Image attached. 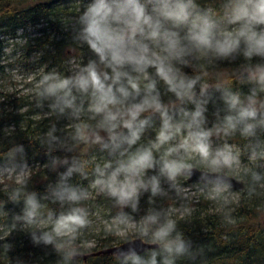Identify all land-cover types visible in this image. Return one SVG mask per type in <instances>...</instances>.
<instances>
[{
	"label": "trees",
	"instance_id": "trees-1",
	"mask_svg": "<svg viewBox=\"0 0 264 264\" xmlns=\"http://www.w3.org/2000/svg\"><path fill=\"white\" fill-rule=\"evenodd\" d=\"M92 2L0 0V51L11 42L21 55L8 67L22 73L23 63L33 58L27 70L36 74L37 84L26 97L0 84V167L12 170L0 183V264H137L136 258L139 264H264V170L236 174L244 188L236 191L239 196L235 201L201 194L198 202L181 214L168 213L165 199L153 190V180L158 181L165 163H175L173 177L188 185L180 174L182 168L233 177L229 167L212 159L219 146L233 150V156L236 150L243 160L264 155V56H246L243 40L227 56L197 50L183 39L187 29H176L187 52L181 60H173L172 67L177 80H195L191 98L178 97L156 75V69L149 67L138 77L141 95L146 85L155 81L153 95L159 93L163 110L170 117L172 138L153 147L164 118L160 111L148 109L139 117L146 121L139 139L130 145L129 130L119 126L110 135L102 126V116L90 110L87 95L73 90L75 100L69 107L63 99L43 92L41 81L46 75L73 77L66 65L72 56L77 74L92 60L99 65V57L82 39L81 17ZM193 3L194 15L211 17L228 13L230 0ZM261 29L264 25L256 28ZM29 30L37 34L28 38ZM21 39L24 44L19 43ZM99 68L111 74V69ZM125 70L133 77L138 75ZM231 96L239 100L234 108L228 102ZM243 110L255 115L241 118ZM197 111L199 116H195ZM228 117L233 118L231 124ZM201 132L206 134L207 157L195 149L194 134ZM146 148L152 151L153 163L138 176L143 186L133 199L117 206V213L137 223L132 235H95L85 226L56 231L61 216L77 209L83 216L97 202L106 201L104 192L93 198L90 187L103 179L108 167L117 169L130 155ZM22 169L28 170V177L17 180L14 176ZM195 185L201 189L216 186ZM72 192L78 199H69ZM29 197L38 205L31 219L26 215ZM169 223V234L158 239L156 233ZM46 236L50 242L45 241ZM135 238L158 247L123 259L95 255ZM90 240L93 245L86 246ZM82 255L89 256L83 259Z\"/></svg>",
	"mask_w": 264,
	"mask_h": 264
},
{
	"label": "clouds",
	"instance_id": "clouds-1",
	"mask_svg": "<svg viewBox=\"0 0 264 264\" xmlns=\"http://www.w3.org/2000/svg\"><path fill=\"white\" fill-rule=\"evenodd\" d=\"M195 8L193 0H157L151 12L146 10L140 0H93L81 17L82 39L99 57V65L111 69V74L102 71L97 61L92 60L71 78L61 79L56 75H46L41 81L44 94L63 99L69 107L75 100L73 90L87 95L90 110L102 116V126L110 135L119 126L129 130L127 142L130 145L139 139L140 130L146 123L139 120L141 113L148 109L160 111L164 118L163 126L157 142L153 145L159 147L172 138L173 125L163 110L159 93L153 95L155 81L146 85L141 95L138 77L145 74L149 67H154L156 75L169 85L170 91L175 92L178 97L191 98L195 80H177L172 67V61L181 60L187 52L176 29L186 28L187 33L183 39L197 50L227 56L243 40L246 56H264V29L256 30L258 25H264V0H230L228 23L240 25L234 32H217L216 24L206 15H194ZM145 41H150L151 44ZM125 69H131V72L138 75L133 77ZM261 78L264 79V76ZM228 102L234 108L239 100L238 97L231 96ZM199 114L197 111L195 116ZM254 115V111L248 110L240 113L241 118ZM232 119L227 118L230 124ZM205 137L206 134L202 132L194 134L195 149L207 157L208 147L203 142ZM229 162V157L224 156V163ZM152 163L151 149L137 150L126 162H121L106 180L101 179L96 183L106 188L121 203H125L136 196L138 187L143 186L136 177L151 167ZM164 169L172 175L177 171V165L165 163ZM121 173L124 174L123 180L118 179ZM155 183L153 180L154 191ZM69 199L76 200L78 197L72 192ZM27 205L29 210L26 215L31 219L38 205L32 197L28 198ZM79 211L73 210L72 213L61 216L56 223V231L69 226L84 227L87 221ZM149 219L154 221L155 217ZM171 228L172 224L169 223L156 233V237L163 239ZM50 240V237H45L46 242ZM136 261L139 264L138 258Z\"/></svg>",
	"mask_w": 264,
	"mask_h": 264
},
{
	"label": "rangeland",
	"instance_id": "rangeland-1",
	"mask_svg": "<svg viewBox=\"0 0 264 264\" xmlns=\"http://www.w3.org/2000/svg\"><path fill=\"white\" fill-rule=\"evenodd\" d=\"M140 2L145 5L146 10L149 12L152 11L153 6L157 3L156 0H140ZM208 18L216 24L217 32H232L240 26L239 23H228L229 16L227 13L219 15L214 14ZM36 34V30H29L27 37L31 38ZM19 43L24 44V40L21 39ZM20 55L18 49L13 47L11 42L8 43L3 51H0V68H2L0 70L2 74L0 75V84L7 86L6 88L11 89V92L18 91L20 96L26 97L34 92L30 87L32 85L37 86V84H34L36 74L27 70L33 63V58L29 60L30 62L23 63V73L19 68L15 69L8 67V65L11 64V60L17 59ZM66 65L70 67L69 70L71 74H73V77L77 75L78 67L74 56L69 58ZM231 151L233 150H229L225 146H219L213 151L212 159L216 163L225 164L224 156H228L230 162L225 165L232 170L233 177L237 178L236 174L240 171L255 169L264 170V155L260 157H258L259 154L251 155L243 160L236 150L235 156L231 154ZM115 170L116 169L108 167L105 174L102 175V178L106 180ZM11 173L12 170L0 167V183H2L5 176ZM14 177L17 180L25 179L28 177V170L23 171L22 169ZM138 178L139 177H136L137 180ZM118 179L123 180L124 174L121 173ZM139 188L140 187H138V190ZM89 190L93 198L104 192V199L106 201L100 204L97 202L95 205L96 207L84 213L83 217L87 221L85 227L90 228L92 230L91 233H95V235L101 232H114L118 236L132 235L137 223L129 219L126 215L122 216L117 213V206L121 207L124 203H121L117 197L111 196L106 188L97 183L92 185ZM155 191L158 192L159 196L165 199L163 205L166 207V211L172 214H181L189 210L190 207L192 208L198 202L201 194H204V196L210 195V199H212V197H221L223 202H233L239 196L236 191L228 192L226 187L220 185L208 187L206 189H201L195 184L182 185L181 182L173 177V174L170 175L164 168L160 173L158 181L155 183ZM261 217L264 218V215ZM93 243V240H90L86 243V246L91 247Z\"/></svg>",
	"mask_w": 264,
	"mask_h": 264
},
{
	"label": "water",
	"instance_id": "water-1",
	"mask_svg": "<svg viewBox=\"0 0 264 264\" xmlns=\"http://www.w3.org/2000/svg\"><path fill=\"white\" fill-rule=\"evenodd\" d=\"M180 174L186 178L188 184H216L227 187L233 191H241L244 188L243 182L239 179L224 174L203 171L197 168H182ZM157 247V244L146 243L141 239L135 238L120 245L101 250L95 255H111L118 259H123L125 257H133L143 254L146 251L157 249ZM79 256L80 255H75L74 257ZM88 256L89 255H82L81 257L86 259Z\"/></svg>",
	"mask_w": 264,
	"mask_h": 264
}]
</instances>
